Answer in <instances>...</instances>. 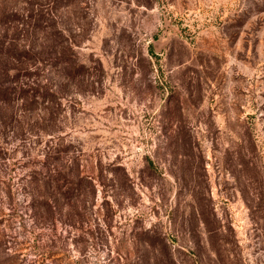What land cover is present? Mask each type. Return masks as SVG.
<instances>
[{"label": "rangeland", "instance_id": "374dc122", "mask_svg": "<svg viewBox=\"0 0 264 264\" xmlns=\"http://www.w3.org/2000/svg\"><path fill=\"white\" fill-rule=\"evenodd\" d=\"M7 7L0 264H264V0Z\"/></svg>", "mask_w": 264, "mask_h": 264}, {"label": "trees", "instance_id": "16d2710c", "mask_svg": "<svg viewBox=\"0 0 264 264\" xmlns=\"http://www.w3.org/2000/svg\"><path fill=\"white\" fill-rule=\"evenodd\" d=\"M17 9L13 10V7H7L3 14L0 15L1 20L4 23H0V30L3 29V32H0V117H7L6 115L9 114V118H13V116H18L17 111L13 110L12 95H11V84H17L19 82V77H29L31 75L28 72L27 67L29 65L25 64L26 60H19L16 57V52H13V49H17L18 46L26 55H30V53H34V49L29 50L30 46H27V42L15 43L16 37L10 36L8 30L10 29L9 23L10 21H14L15 18L9 19V15H16ZM6 14H9L8 16ZM5 16L7 18H5ZM6 19V21H4ZM36 20V18H35ZM25 40H28L27 37H24ZM34 58L37 57L35 54ZM28 58H33V56H29ZM27 58V59H28ZM38 58V57H37ZM18 98L21 99L25 98L26 95L32 93L33 91L29 92L28 90L22 89V87H18V91L16 92ZM40 95V94H39ZM3 107L4 110H3Z\"/></svg>", "mask_w": 264, "mask_h": 264}]
</instances>
